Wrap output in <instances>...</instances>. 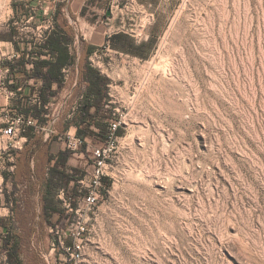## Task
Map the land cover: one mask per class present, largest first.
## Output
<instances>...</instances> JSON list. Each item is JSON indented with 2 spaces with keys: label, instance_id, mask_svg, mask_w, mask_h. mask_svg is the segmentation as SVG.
Returning a JSON list of instances; mask_svg holds the SVG:
<instances>
[{
  "label": "rangeland",
  "instance_id": "rangeland-1",
  "mask_svg": "<svg viewBox=\"0 0 264 264\" xmlns=\"http://www.w3.org/2000/svg\"><path fill=\"white\" fill-rule=\"evenodd\" d=\"M143 1L147 7L104 0L108 16L90 0L85 17L77 13L71 20L81 65L84 38L92 33L88 23L131 34L154 24L157 32L148 60L112 53L107 44L98 58H88L111 82L106 123L123 117L125 124L89 221L83 264H264V0ZM59 3L67 17L68 8L78 12L80 6L79 0H0V264H72L60 246L72 217L60 192L78 206L73 181L92 170L93 149L105 145L88 141L81 158L65 147L61 135L78 110L77 90L60 107L57 133L34 155L28 175L24 159L36 146L21 141L23 135L10 140L3 134L21 114L13 106L16 94L5 92L4 63L17 52L10 26L20 51L31 48L33 37L43 40L53 26L49 12ZM26 7L40 20L25 17ZM65 96L57 90L52 112ZM62 152L69 153L66 174L74 180L58 185L51 211L44 182L55 164L49 159L65 157ZM10 154L14 173L5 170ZM14 243L19 263L9 262Z\"/></svg>",
  "mask_w": 264,
  "mask_h": 264
},
{
  "label": "trees",
  "instance_id": "trees-1",
  "mask_svg": "<svg viewBox=\"0 0 264 264\" xmlns=\"http://www.w3.org/2000/svg\"><path fill=\"white\" fill-rule=\"evenodd\" d=\"M65 7V4L59 3L56 5V9L49 12L53 20V26L45 32L43 40L38 41L33 37L31 42L32 47H28L24 51H20L16 42H14L17 30L13 26H10L11 36L9 41L14 45L20 57L18 59L7 60L4 63V67H7L9 70V76L5 81V85L8 91L17 96L13 106L21 114L25 115L26 118L33 117L37 119V126H43L46 123L44 118L46 110L44 106L56 96L57 90L62 87L63 69L75 62V57L71 54L69 47L77 42L78 34L64 12ZM24 9L25 17L32 16L35 21L40 20L38 18L39 13L32 12L27 7ZM16 13H18L17 9ZM72 19L74 18L72 17ZM92 53L93 49L89 48L82 65L80 59V87L84 84L86 88L84 91L78 88V92L82 91L80 95L83 96V100L72 120L64 126V130L74 127L76 134L86 140V145L90 140H97L101 143L106 142L109 133V123H106L107 116H104L102 113L105 107L110 105L108 88L111 82L109 78L103 76L88 62V58ZM36 88H38L37 95H39L41 105H33L30 101V96L35 95ZM27 90L30 93H26ZM24 129L23 136L28 140L27 145L31 143L36 146L35 149L31 148L28 151L29 153L24 159L25 172L28 175L29 169H31V160L35 157L34 155H37L42 147L47 146L52 136L49 140H45L43 134L37 133L36 126H26ZM62 155H65V157H61L60 154L56 158L49 159L50 164L52 162H55V164L51 167L49 166L48 177L45 178L44 182L46 191L45 201L50 206L51 211H54L52 209L54 202L51 198L58 185L63 182L70 184L74 180L72 176L66 174L69 153L62 152ZM18 161L21 162V159ZM8 255L10 263L14 261L20 262L16 243L11 248H8Z\"/></svg>",
  "mask_w": 264,
  "mask_h": 264
},
{
  "label": "built area",
  "instance_id": "built-area-1",
  "mask_svg": "<svg viewBox=\"0 0 264 264\" xmlns=\"http://www.w3.org/2000/svg\"><path fill=\"white\" fill-rule=\"evenodd\" d=\"M76 44L70 46L71 54L75 57V62L68 65L63 69V79L61 84L62 94L65 93V98L59 102L56 108L53 110L55 104L51 101L46 104V123L43 126H37L38 120L33 117L26 118L23 114H18L15 119L8 121L7 127L3 130V134L6 138L12 140L20 135H23L25 132L26 126H36L40 129V133L43 134L45 140L50 138L53 134H56L55 126L60 119V115L63 107L66 105L70 99L71 93L73 92L74 87L71 84L72 72L75 67L78 66L79 60L78 55L74 54L76 50ZM109 50V47H107ZM93 56L98 58V51H96ZM20 54L18 52H13L9 57L10 60L18 59ZM99 63H102L99 61ZM6 73H9L8 69H5ZM6 93L10 96H13L14 93L5 89ZM34 99L32 101L35 104L41 105L39 95H33ZM83 100L81 95L77 103L75 104L74 111H76ZM125 121L123 117H116L109 122V133L108 139L105 142V145L101 148L93 149L92 151V170L87 171V173L77 180L73 181L78 184L79 188V197H77L78 206L76 208L72 207V202L74 198L65 194V190L60 192V199L63 202V205L66 206L67 214L71 215L69 217L68 225L66 229L63 230L60 235V246L64 252L66 258L72 264H83L84 263V242L87 240V235L89 231V221L91 220V215L94 214L100 199L102 197V189L104 188V179L108 175L106 170L108 167V160L110 155L113 152L114 144L118 140V132L122 128ZM61 138L63 139L65 147L71 152L73 156H79L80 158L84 156L82 148L86 145V140L78 136L75 131L72 129L62 133ZM21 141L27 142V138L23 137ZM13 147H16L13 145ZM9 149V148H8ZM9 162L11 163L9 168H5L9 173H14L17 168L16 158L13 154L8 155ZM34 166V163H33ZM2 167H0L1 170ZM34 169V167H33ZM2 177V175H1ZM1 185V184H0ZM1 191V190H0ZM76 199V198H75ZM76 201V200H75ZM70 223V224H69ZM53 231V229H52ZM59 233V232H58ZM67 240L71 241V244H66Z\"/></svg>",
  "mask_w": 264,
  "mask_h": 264
},
{
  "label": "crops",
  "instance_id": "crops-1",
  "mask_svg": "<svg viewBox=\"0 0 264 264\" xmlns=\"http://www.w3.org/2000/svg\"><path fill=\"white\" fill-rule=\"evenodd\" d=\"M87 1L90 0H79L80 6L78 8V12H75L73 7L68 8V15L69 20L71 23V20L76 21L78 17H76V14L79 13L82 17H85V12L88 11L89 8H91L93 2L89 6ZM95 1L93 9L97 12H102L106 10V13L108 16H111V13L108 12L107 4L104 2V0H93ZM138 4L139 7H147L148 3L144 2L143 0H134ZM41 15V14H39ZM74 19H72V17ZM72 24V23H71ZM90 27V31L92 32L90 35V38H84V45L89 49H93V53L90 55L92 56L96 51H98V48L102 46L103 44H107L109 47V51L115 54H122L127 56H134L136 58H140L141 60H148L151 58V56L154 54L157 46L156 38H157V32L155 30L154 24H151V26L148 27H142L139 26V31L143 32L142 34H136V33H129L126 31L118 30L113 31L111 29H105L103 26L99 23H88L87 24ZM76 30V29H75ZM134 32V31H133ZM77 33V31H76ZM78 34V33H77ZM79 36V34H78ZM77 48V46H76ZM80 62V56L77 57ZM79 63L78 66L74 68L72 72V78H71V84L74 87V90H79L81 88L82 91L85 90L86 86L83 84V86L78 89V78H79ZM57 89V88H56ZM58 90H61L58 89ZM81 91V92H82ZM6 92V91H5ZM78 92V91H77ZM81 92H78L79 94ZM26 93H30L29 90L26 91ZM38 93V88H36L35 94ZM28 141V140H27ZM20 152H17L16 157L20 158ZM33 163L34 159L31 161V169H33ZM22 166V165H21ZM48 170V169H47Z\"/></svg>",
  "mask_w": 264,
  "mask_h": 264
}]
</instances>
